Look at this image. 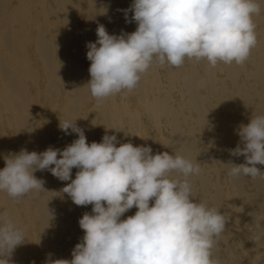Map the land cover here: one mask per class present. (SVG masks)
<instances>
[{
  "label": "bare ground",
  "instance_id": "6f19581e",
  "mask_svg": "<svg viewBox=\"0 0 264 264\" xmlns=\"http://www.w3.org/2000/svg\"><path fill=\"white\" fill-rule=\"evenodd\" d=\"M133 2L0 0V169L10 153L64 149L78 139L60 129L65 120L74 121L89 144L107 134L117 136V146L131 142L150 146L153 155L179 154L201 167L189 177L195 201L218 209L226 222L214 237L211 259L264 264V179H234L222 164L245 162L229 149L240 143V125L264 115V0H256L257 43L242 65L219 62L213 68L194 59L179 68L154 64L135 89L98 101L87 86L86 44L97 40L101 24L110 35L134 32L137 23L125 19L128 10L131 20ZM78 170L72 169L71 179ZM34 175L45 191L18 199L0 191V213L7 212L26 237L9 264H46L48 254L53 261L71 260L84 235L79 219L91 214L92 205L77 206L62 192L71 180L49 170Z\"/></svg>",
  "mask_w": 264,
  "mask_h": 264
},
{
  "label": "clouds",
  "instance_id": "9594fccd",
  "mask_svg": "<svg viewBox=\"0 0 264 264\" xmlns=\"http://www.w3.org/2000/svg\"><path fill=\"white\" fill-rule=\"evenodd\" d=\"M129 10L131 20L128 10L125 19L137 23L134 32L110 35L101 24L97 40L86 44L87 86L98 101L135 89L154 64L179 68L194 59L213 68L219 62L242 65L257 43L253 16L261 7L256 0H134ZM59 127L78 139L64 149L10 153L0 169V191L14 199L44 190L34 173L49 170L61 181L71 180L62 192L75 205H92L91 214L79 219L84 235L72 259L53 261L48 254L46 264H219L211 250L226 222L218 209L194 199L189 177L200 174L198 163L166 151L153 155L150 146L131 142L117 146L116 135L89 144L71 120ZM237 134L240 143L229 154L245 162L222 163L228 175L264 179L257 167L264 165V115L252 116ZM73 168L79 169L75 179ZM133 207L135 214L121 219ZM25 239L8 213H0V264H9Z\"/></svg>",
  "mask_w": 264,
  "mask_h": 264
}]
</instances>
